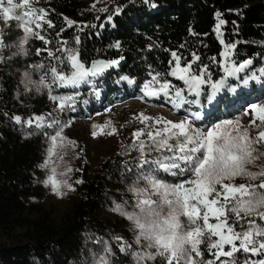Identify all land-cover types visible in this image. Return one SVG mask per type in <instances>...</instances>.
<instances>
[{
    "label": "snow or ice",
    "instance_id": "obj_1",
    "mask_svg": "<svg viewBox=\"0 0 264 264\" xmlns=\"http://www.w3.org/2000/svg\"><path fill=\"white\" fill-rule=\"evenodd\" d=\"M144 3L157 7L150 0H144ZM18 9L26 10L17 14ZM100 11L106 12L107 9L101 8ZM121 11L122 6L117 5L106 20L112 22ZM46 15V9L33 6L29 0H20L19 4L14 0H0L2 20L16 21L17 29L22 32L15 41L6 43V33L0 28V63L16 56H27L30 36L48 42L32 27L41 29L44 23L52 27V21L45 19ZM64 19L68 26L80 27L78 22L67 17ZM224 23L220 20L217 30ZM104 26L99 25L100 28ZM189 31L191 33V28ZM75 41L78 45L79 36ZM221 43L224 44L223 40ZM112 47L119 48L120 42L116 41ZM5 49L10 51V56L3 55ZM235 49V43L224 44L218 61L221 72L218 77L213 76L207 64H201L198 69L194 67L200 59L195 52L192 59L182 63L183 58L172 51L173 59L169 61L167 73L148 66L149 78L140 85L141 98L163 95L173 109H184L186 115L174 121L143 113L133 114L144 126L134 129L131 143L122 148V154L138 153L134 162H121L122 167L131 163L137 170L136 179L128 186V192L132 194L131 210H128L127 200L114 202V211L130 222L134 234L133 243L119 236L114 239L119 242L121 253H130L133 264H154L157 258L162 264H241L238 259L241 252L246 256L243 264H264V223H258L264 222V102L247 103L244 115L251 110L247 124L239 116L206 124L201 111L190 110L194 105L203 108V99L211 102L223 89L236 90L230 78L246 72L253 59L235 61ZM40 51L37 49V54ZM46 51L53 63L28 65L21 83L26 93L33 88L37 92L46 90L49 98L56 101L55 109L48 114H33L26 120L19 115L12 116L15 123L36 130L52 129L51 133H45L48 147L41 168L52 163L51 157L56 149L75 146L74 141L63 135L64 128L72 121L65 122L59 113L76 103L79 96L76 89L101 77L123 59L98 58L86 63L78 48L70 47L68 41H61L59 54ZM212 59L217 62L215 57ZM33 72L40 74L38 80L32 79ZM259 72L264 74V67ZM169 77L178 79L183 86L177 87ZM258 78L255 73L246 74L239 83L247 85L250 80ZM120 80L129 84L135 82V78L127 75L121 76ZM53 88H71L72 91L54 95ZM92 92L99 95L98 88H93ZM56 163L63 170L58 172L52 167L44 183H50L52 192L62 196L65 190H74L70 182L73 168L63 155ZM250 165L258 170H251ZM161 173L178 180L169 183L161 178ZM237 178H246V182L236 184L234 180ZM257 180L258 184L252 182ZM81 182L75 181L77 184ZM205 244L208 260L204 259L202 250ZM112 254L109 243L103 242V251L93 254V264H112Z\"/></svg>",
    "mask_w": 264,
    "mask_h": 264
},
{
    "label": "trees",
    "instance_id": "obj_2",
    "mask_svg": "<svg viewBox=\"0 0 264 264\" xmlns=\"http://www.w3.org/2000/svg\"><path fill=\"white\" fill-rule=\"evenodd\" d=\"M95 1L86 4L84 0H44L40 7L47 11L45 19L52 21V27L44 23L41 31L52 40L54 53L59 54L61 41H68L70 47L78 48L86 63L98 58H123L101 77L76 89L79 96L74 116L108 107L113 96L121 100L137 93L149 78V65L161 73L169 71L172 51L183 58L182 63L192 59L195 52L200 59L194 67L207 64L214 77L221 74L218 61L224 44H236L235 61L253 59L246 72L230 78L236 90L223 89L209 102V108H224L229 99L243 94V89L254 90L264 81V74L259 72L264 67V0H150L157 5L155 8L144 0ZM117 5L122 6L121 13L108 22L106 16ZM101 8L107 11L101 12ZM64 17L78 22L80 27L68 26ZM220 20L225 23L217 30ZM100 24L105 26L100 28ZM31 41L27 56L11 59L12 73L7 74L11 60L3 62L0 68V264H91L93 254L103 251L105 241L112 248V264H132L128 253L120 252V244L114 237L132 241L120 232L121 224L110 217L114 202L124 198L116 192L137 174L131 163L122 167L124 160L109 157L91 175L82 161L75 179L82 182L75 183L77 195L68 207L55 212L42 201L37 165L48 128L36 130L12 120L14 115L26 120L33 114L51 112L48 96L22 90L19 69L24 64L53 63L44 42L36 38ZM116 41L120 42L119 48L112 47ZM37 49L41 50L39 54ZM253 73L260 78L250 80L247 85L239 83L246 74ZM124 75L135 78V82L120 80ZM169 79L177 87L183 86L178 79ZM93 88L99 89V95L93 94ZM203 102L208 103L206 98ZM228 115L231 117V113ZM241 253L238 258H246Z\"/></svg>",
    "mask_w": 264,
    "mask_h": 264
},
{
    "label": "rangeland",
    "instance_id": "obj_3",
    "mask_svg": "<svg viewBox=\"0 0 264 264\" xmlns=\"http://www.w3.org/2000/svg\"><path fill=\"white\" fill-rule=\"evenodd\" d=\"M6 2V0H5ZM29 2L37 7L40 8L42 4H44V0H29ZM86 4L95 3V0H84ZM14 3L19 4L20 0H14ZM90 3V4H91ZM26 9H18L17 14L25 11ZM34 31H39L41 35H43V32L41 29H36L33 25ZM0 28L4 29L6 35H5V41L6 43H12L16 40V38L20 35H22V32L17 29V22L16 21H10V22H4L2 20V17H0ZM44 36V35H43ZM45 37V36H44ZM32 37H29L28 41V50L30 49L32 45ZM48 41L45 43V40H41L44 42L45 46L48 48V50L53 49V42L50 38L45 37ZM37 39V38H36ZM8 41V42H7ZM11 51H15V49H12ZM10 51L8 49H5L3 51V55L5 57L10 56ZM22 57V56H21ZM13 58H17L13 57ZM34 64H40V63H34ZM3 62L0 63V68H2ZM29 64H24V66L19 69L21 78L23 72L28 69ZM47 66L46 64H44ZM5 67V66H4ZM7 74L9 75L12 73V60L9 62V65L7 67ZM40 74L33 72L32 73V79L38 80ZM23 86V84H22ZM261 87V88H260ZM24 90V87L22 88ZM25 92V91H24ZM243 94H238L235 98L229 99L227 101V106L224 108H209L207 107L209 105V102L206 103V105L203 108H200L199 106H192L190 110H198L201 111L202 117L204 118V123H208L209 121H216L219 119H234L237 116H239L244 124H247L249 119H251V113L248 115H244V109L247 107V103H253V102H264V81L263 83H260L254 90H248L243 89L241 91ZM27 93H33L37 95H46L49 97V94L46 90H42L40 92L35 91V89H31ZM65 93H71L70 90L62 91L59 88H53V94L59 95V94H65ZM244 96V98L240 99L241 96ZM163 96V95H161ZM142 93L139 90L137 93H133L131 95L125 96V98L119 100L116 97L113 98V103L110 104L108 107L95 112L90 111L88 113H81L77 116H74V106H78L77 100L76 103L66 109L63 113H59L61 118L67 122L71 120V124L64 128L63 135L71 139L75 142V146H67L64 149H56L53 153V156L51 157L52 163L49 164L45 168H41L40 165L43 163L45 157H46V149L48 147V140L45 136L43 139V143L40 149V161L37 165V173L39 175L42 187H43V196L42 201L45 206L51 208L55 212L62 211L63 209L67 208L70 204L71 200L76 197L77 195V189L75 186V179L76 175L78 174L77 169H81L80 163L82 161L85 162V166L89 169V171L92 174H95L96 171L105 163V161L109 157H115L118 160H124L125 162H129L132 160H135L138 153L136 151L131 152H123L122 154V148L126 144L131 143V133L134 129L141 128L144 125H142L138 119L137 116H134L133 114H139L143 113L145 115L157 118V119H163V120H180L186 115V111L182 109L176 110L173 109L171 104L168 102L167 99L158 97V98H141ZM51 112L55 109L56 101L51 100ZM159 101V102H157ZM241 101V102H240ZM238 102H240L238 104ZM235 103H237L235 105ZM241 107H239V106ZM238 107V108H236ZM105 109H109L108 111H105ZM50 112V113H51ZM219 113V117H214L213 115ZM229 113H231V117H229ZM115 129V131H113ZM52 129H47V133H51ZM96 133V135H93V133ZM61 155H63V158L65 161L70 163L71 167L73 168V172L70 174V182L74 186V190H65V194L62 196H57L52 192L51 185L45 184L44 180L45 178L51 174V168L56 167L57 171H62L63 168L61 165H58L56 162L60 160ZM260 163V162H258ZM251 170H258L255 166L250 165L249 166ZM136 169V168H135ZM161 178L167 180L169 183L177 182V177L167 176L163 173H161ZM136 179V173H134V177L124 186H120L122 190H118L116 192V195L122 194L124 195V198L117 202V203H123L125 200L129 202L128 210H131V202H132V194L128 192V186ZM246 178H237L234 180V183H245ZM253 183H259V181H252ZM114 206V205H113ZM113 216H118L120 219L113 218ZM112 215L110 217L113 220H116L121 225L119 227L120 232H122L123 236L126 238H129L130 241L133 243L134 234L131 229L130 222L121 214L114 211V207L112 209ZM214 221V220H213ZM212 221V222H213ZM258 223H264L258 221ZM246 226V222H245ZM204 251V259L208 260L210 257L208 255V249L207 244H205L202 248ZM242 254V253H241ZM129 258L133 264L132 257L130 253H128ZM240 261H244L245 257L238 258ZM93 264V262L91 263ZM154 264H162L161 259L157 258L154 262Z\"/></svg>",
    "mask_w": 264,
    "mask_h": 264
},
{
    "label": "water",
    "instance_id": "obj_4",
    "mask_svg": "<svg viewBox=\"0 0 264 264\" xmlns=\"http://www.w3.org/2000/svg\"><path fill=\"white\" fill-rule=\"evenodd\" d=\"M213 222H215V221H213Z\"/></svg>",
    "mask_w": 264,
    "mask_h": 264
}]
</instances>
